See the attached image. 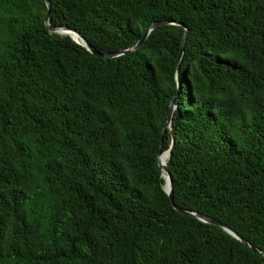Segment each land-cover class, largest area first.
<instances>
[{"label":"trees","instance_id":"trees-1","mask_svg":"<svg viewBox=\"0 0 264 264\" xmlns=\"http://www.w3.org/2000/svg\"><path fill=\"white\" fill-rule=\"evenodd\" d=\"M47 1L182 27L0 0V264H264V0Z\"/></svg>","mask_w":264,"mask_h":264},{"label":"water","instance_id":"water-1","mask_svg":"<svg viewBox=\"0 0 264 264\" xmlns=\"http://www.w3.org/2000/svg\"><path fill=\"white\" fill-rule=\"evenodd\" d=\"M43 2H44V5H45V9H46L45 19H44V23L43 24H44L46 30L49 33H53V34L60 35V36H68L73 42H75V43L79 44L81 47H83L88 53H90V54H92L94 56H98V57H100L102 59L116 58V57H119L121 55L136 51L139 47H141V45L145 41V39L148 36V34L153 29H155L158 26L176 25V26L182 27V25L180 23L172 22V21L153 22L146 28V30L143 33V35L141 36V38L135 44H133L131 47H129V48L125 49V50L114 52V53L100 54L97 51H95L83 39V37L78 32H76L75 30H72V29H70L68 27H65V26L51 27L49 25V22H48V18H49V3H48L47 0H43ZM186 36H187V29L183 28V36H182V40H181L180 47H179L177 62H176V65H175L174 79H175L176 82H177V78H178L179 62H180V59H181V56H182L183 45H184ZM177 88H178V83H177ZM173 110H174V105H173V101L171 100L169 105H168V114H167V117H166L165 127L162 130V131H164L165 129L168 130L169 135H170V145L167 148V150H165L164 152L159 154L157 156V159H156V164H157V168H158L159 173H160V177L164 181L163 192L166 194V196H167V198L169 200L170 207L173 210H175L176 212H178V213H180V214H182L184 216L191 217V218L197 220L200 223L207 224V225H212V226L220 228L222 231L227 233L230 237H232L233 239H235L236 241H238L242 245H244L246 248H248L252 253L257 254L260 257L264 258V252L259 251L256 248H254L253 246L249 245L246 241H244L236 233L231 231L228 227H226L222 223H220V222H218V221H216V220H214V219H212L210 217H207V216H201V215H198V214H195V213L184 211V210H182L180 208H177L174 205V203L172 201V192H171V177H170L169 173L166 170L165 163H161V159L164 156H165V162L168 159L169 154H170V147H171V145L173 143V136H172V132H171V116H172Z\"/></svg>","mask_w":264,"mask_h":264},{"label":"bare ground","instance_id":"bare-ground-1","mask_svg":"<svg viewBox=\"0 0 264 264\" xmlns=\"http://www.w3.org/2000/svg\"><path fill=\"white\" fill-rule=\"evenodd\" d=\"M161 163H165V156L161 159Z\"/></svg>","mask_w":264,"mask_h":264}]
</instances>
